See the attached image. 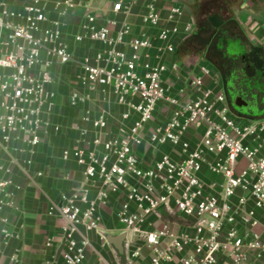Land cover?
Segmentation results:
<instances>
[{
  "label": "built area",
  "instance_id": "obj_1",
  "mask_svg": "<svg viewBox=\"0 0 264 264\" xmlns=\"http://www.w3.org/2000/svg\"><path fill=\"white\" fill-rule=\"evenodd\" d=\"M49 2L22 0L16 9L0 0L1 141L28 155L0 163L2 243L8 246L21 237L10 217L22 211L16 165L29 173L43 137L61 131L53 120L59 97L54 67L76 63L82 73L70 94L71 105L110 89L123 110L114 133L111 113L85 109L83 119L92 124L93 137L87 139L88 129H82L80 144L63 149L62 159L82 168L83 181L50 204L49 214L61 217L64 225L61 251L45 264H91L89 252L103 261L90 235L97 233L107 244L102 222L113 198L133 262L264 264V117L235 115L208 62L198 64L190 96H184L186 88L175 91L169 78L177 75L179 64L165 57L177 51L174 39L183 31V6L165 4L167 0H114V16L129 18L138 7L142 23L157 33L134 35L125 20L112 35L111 26L118 21L99 25L91 0H56L57 18L50 16ZM77 9L89 13L76 42L89 39L107 46L80 60L65 38L64 18ZM190 31L188 24L184 32ZM156 39L164 45L156 46ZM152 50L155 63L150 62ZM14 141L20 145L12 147ZM165 146L171 151H164ZM55 242L48 239L46 247ZM9 258L20 264L16 252Z\"/></svg>",
  "mask_w": 264,
  "mask_h": 264
},
{
  "label": "crops",
  "instance_id": "obj_2",
  "mask_svg": "<svg viewBox=\"0 0 264 264\" xmlns=\"http://www.w3.org/2000/svg\"><path fill=\"white\" fill-rule=\"evenodd\" d=\"M4 1L16 9L22 6V0ZM55 2L56 0H50L48 5L52 18L59 16ZM113 2L114 0H91V12L97 18L99 25L111 19L118 21L111 26L112 35L121 28L125 20L131 22L134 35L157 33L156 29L142 23L140 14L143 9L135 7L134 15L129 18L125 15L114 16ZM172 3H178L184 8V16L179 23L183 31L174 39L177 51L165 57L167 62L175 61L179 64L177 75H171L169 78L175 91L179 92L180 89L186 88L188 90L184 96H190V80L198 64L208 62L213 67V77L219 79L221 87L229 93L227 76L230 75L232 69H241L254 84L262 85L261 91H258L259 101L262 104L258 107V112L239 113L236 111L234 114L245 118L264 117V0H167V3L165 2V4ZM203 4L205 6L202 10L200 6ZM199 10L201 14L196 12ZM87 13L89 12L85 9H77L64 18L68 22L65 38L71 52L78 60L87 55L94 56L98 51L107 48L101 42L89 39L80 43L76 42L75 35L83 33L82 24L86 21ZM137 13L139 15H136ZM212 13L221 15L225 20L220 28H215L210 22L209 17ZM163 24L166 25V23ZM188 24L191 25V31L186 33L184 28ZM155 45L161 46L164 43L156 39ZM119 48L129 51L128 46ZM151 52L150 62L155 63L156 50ZM223 63L226 66L225 70L224 67L221 69ZM81 73L82 69L76 63L54 67L55 89L59 97L53 120L61 126V131H51L43 137L37 153L33 156L34 161L29 166V173L24 172L21 165L15 167L14 179L22 186V190L17 195L22 211L12 212L10 217L12 223L19 228L21 237L5 246L2 243L1 234L3 223L0 221V264H11L9 256L14 252L18 254L20 264H45L51 256L60 253L59 240L64 220L58 215H50L49 207L51 202L60 201L63 192H70L82 184V168L74 161H64L62 151L80 144L82 129H88L87 139L93 137L92 124L83 119L85 109L90 108L95 114L100 110L108 111L111 113V131L115 133L118 129L117 118L123 107L117 104L116 97L110 89L91 93V99L81 105H71L70 94L79 85ZM211 82L212 78L208 77L207 84ZM230 105H232L231 101ZM19 145L17 141L12 143V147ZM9 148L3 144L0 135V163L8 161L13 156L21 160L28 158V155L13 152ZM163 150L170 152L171 148L165 146ZM207 177L218 179L208 174ZM115 210L116 201L113 198L104 210L102 228L105 232L117 235L123 230L115 215ZM90 236L104 257L103 261L99 262V258L89 252L91 264H120L108 243L103 246L104 240L97 233H92ZM50 238L56 241L52 248L46 247V242ZM146 262V259H141L131 261V264H146Z\"/></svg>",
  "mask_w": 264,
  "mask_h": 264
},
{
  "label": "rangeland",
  "instance_id": "obj_3",
  "mask_svg": "<svg viewBox=\"0 0 264 264\" xmlns=\"http://www.w3.org/2000/svg\"><path fill=\"white\" fill-rule=\"evenodd\" d=\"M223 67L225 70V64L221 65V69ZM227 77V89L234 109L239 113L258 112V107L262 104L258 91H261L262 85L254 84L244 71L237 68L232 69Z\"/></svg>",
  "mask_w": 264,
  "mask_h": 264
},
{
  "label": "water",
  "instance_id": "obj_4",
  "mask_svg": "<svg viewBox=\"0 0 264 264\" xmlns=\"http://www.w3.org/2000/svg\"><path fill=\"white\" fill-rule=\"evenodd\" d=\"M210 22L215 28H220L225 20L221 17V15L214 14L209 17ZM167 208V206H166ZM169 213L171 211L168 209ZM162 214V211L159 212ZM167 220H173L170 217H166ZM102 235L104 236L106 242L114 251L115 255L120 261V264H131V260L128 257V239L127 234L122 232L120 234H111L103 231Z\"/></svg>",
  "mask_w": 264,
  "mask_h": 264
},
{
  "label": "flooded vegetation",
  "instance_id": "obj_5",
  "mask_svg": "<svg viewBox=\"0 0 264 264\" xmlns=\"http://www.w3.org/2000/svg\"><path fill=\"white\" fill-rule=\"evenodd\" d=\"M204 6H205V4L201 5L200 8L203 10ZM196 12H197V13L199 12V13L201 14V11H200V10H199V11H196ZM199 13H198V14H199ZM214 14H216V13H212L211 15H214ZM223 84H225V83H223ZM224 87H225V86H224ZM226 95H227V98H228V100H229V102H230L229 93L226 92ZM230 107H231V111H232L233 113H235L236 110L234 109V107H233L232 105H230Z\"/></svg>",
  "mask_w": 264,
  "mask_h": 264
}]
</instances>
